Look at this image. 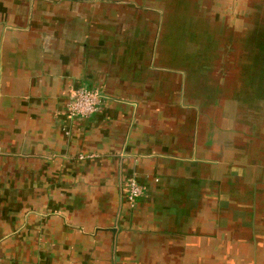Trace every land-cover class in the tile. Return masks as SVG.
I'll list each match as a JSON object with an SVG mask.
<instances>
[{"label": "crops", "instance_id": "0c3cea01", "mask_svg": "<svg viewBox=\"0 0 264 264\" xmlns=\"http://www.w3.org/2000/svg\"><path fill=\"white\" fill-rule=\"evenodd\" d=\"M261 21L264 0H0V264H264V60L247 38L237 59ZM80 87L103 97L71 118Z\"/></svg>", "mask_w": 264, "mask_h": 264}, {"label": "built area", "instance_id": "2783aa9c", "mask_svg": "<svg viewBox=\"0 0 264 264\" xmlns=\"http://www.w3.org/2000/svg\"><path fill=\"white\" fill-rule=\"evenodd\" d=\"M102 97L103 94L96 89L88 87L76 89L67 107L68 116L71 118L90 117L99 109ZM142 193L143 188L135 181L125 185V198L131 206L135 205Z\"/></svg>", "mask_w": 264, "mask_h": 264}, {"label": "rangeland", "instance_id": "374dc122", "mask_svg": "<svg viewBox=\"0 0 264 264\" xmlns=\"http://www.w3.org/2000/svg\"><path fill=\"white\" fill-rule=\"evenodd\" d=\"M255 23H256V21H255ZM261 23L263 24V29H264V21H261ZM259 32H261L262 34L259 33L258 35H254V36H249V37L241 36V37H239V39H238L239 43H238V47H237V49H238L237 59L246 60L247 54H248V59H251V57L249 56V53L246 51V49L244 47V43H245V40L247 38L250 43H253L254 45H258L257 47L254 46V53H252L253 59L255 61L264 60V49H262V45H261V44H264V31H259ZM250 55H251V53H250ZM255 71H259L261 73V70H259V69H255L254 72ZM260 73H259V75H260Z\"/></svg>", "mask_w": 264, "mask_h": 264}]
</instances>
